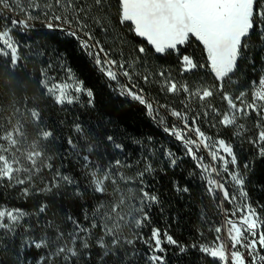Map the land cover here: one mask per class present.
<instances>
[{
    "label": "snow or ice",
    "instance_id": "obj_1",
    "mask_svg": "<svg viewBox=\"0 0 264 264\" xmlns=\"http://www.w3.org/2000/svg\"><path fill=\"white\" fill-rule=\"evenodd\" d=\"M106 7L109 11H105ZM7 13L13 14L10 25ZM0 17H3V21H0V42L3 45L0 46V57L10 58V61H6L8 68L15 70L22 62L19 54L21 45L13 41L10 32L18 29L26 34L39 21L48 30H58L74 40L81 54L106 81V86L116 93L117 98L138 102L154 126L160 127L163 133L179 143V155L165 148L163 157L172 168L178 166L183 157L190 158L199 169V174L192 171L189 175L204 183V192L216 200L215 207L224 217L220 226L208 229L214 233L215 239L211 243L194 242L190 245L192 249L218 261V264H264V213L258 211L264 209V204L258 201L253 204L247 190L252 161L244 163L241 168L233 145L223 138L209 136L198 123L201 121L216 127L208 119L210 111L216 115L221 113L204 102L219 93L228 106L219 123L225 127L235 126L236 137H242L245 130L244 125L237 121L256 114L255 126L260 130L255 138L249 137L247 143L256 151V158H264V124L261 123L264 122V75L259 78L258 86L256 81L251 82V102L246 99L247 89L235 96L225 90L226 82L232 85L237 83L233 75L237 71L238 61L246 59L245 52L251 47L249 41L254 31L264 45V0H118L115 24L127 26L135 37L143 38L146 46H138V51L145 57L148 55L147 46L155 54H179V46L190 45L193 41L202 46L206 53L204 64L195 62L187 54L181 57L182 72L206 68L211 75L213 83L203 82L195 90L190 89L187 83L178 85L165 75L164 70L158 73L161 80H152V73L147 71V67L143 72L137 71V65L141 63L139 57L129 56L126 59L123 51L105 47L109 43L108 33L113 27L108 0H0ZM96 28L100 29L99 33L95 31ZM117 52L119 59L114 58ZM53 69L60 74L59 81L55 75L49 74ZM39 71L38 84L43 94L52 98L56 105L73 104L79 98L77 94L85 95L87 103L93 104L94 92L83 85L65 56L49 54L46 66ZM139 79L144 84L160 83L162 92L176 95L185 93V99L181 101L184 110H175L166 103L150 99L144 88L139 86ZM69 80L71 83H68ZM216 82H219L218 86ZM193 97L198 98L202 111H196L188 103ZM191 112H195V115H190ZM17 113L38 129V133L29 143L20 120L7 129L0 123V188L8 190L19 186L18 196L22 199L35 195L55 198L63 195L66 200L79 197L82 221L87 225L68 211L64 221L70 225L69 230H62L60 225L48 220L42 226L38 222L40 231L37 233L31 224L24 222L30 213L20 209L0 211V230H3L0 247L6 248L2 241L19 232L28 249L38 253L44 250L37 257V264H73V261L81 264V251L89 250L93 244L102 250V262L106 257H113L111 264H136L133 258L140 256L147 264H167L165 245L175 246L178 249L176 255L188 251V245L181 244L167 231L162 236L159 228H153L147 237L139 231L150 222L149 212L159 200L156 194L146 190L148 183L145 175H153L156 171L151 164L146 163L135 177L125 176L120 171L131 165L122 164L119 159L101 170L100 164L88 154L92 151L91 144H85L82 149L78 142L69 137L68 148L64 151L75 157L79 165L77 170L86 180L81 185L71 174L62 173L60 167L52 171L51 161L54 157L45 156L46 149L41 147L40 141L54 142L55 137L53 131L45 130L42 125L41 111L25 105L23 113L17 107L11 115ZM169 116L174 120L170 122ZM7 123L11 125V116ZM74 131L77 134L85 133L79 123L74 126ZM81 138L85 141L90 139L87 134ZM104 139L114 143L118 150L122 149L112 135ZM201 149L207 152L210 162H206L204 155L198 154ZM113 168H116L115 172ZM44 169L51 175L50 180L41 175ZM137 180L141 185L140 195L135 200H129L126 209L125 192L120 185ZM106 182H110V186ZM66 187L73 190L63 191ZM176 191L189 193L190 189L176 186ZM127 192L131 193L132 188H127ZM96 194L105 199L96 201ZM87 196L94 201L91 209L84 203ZM225 203L230 207H224ZM48 207L45 203H39L35 215L46 213ZM222 232L225 234L223 239ZM198 235L203 236V231H198ZM137 241L146 246V253L136 248ZM128 248L132 251L128 252ZM16 255L19 257L18 252ZM26 255H30V252ZM12 264L24 262L18 258Z\"/></svg>",
    "mask_w": 264,
    "mask_h": 264
},
{
    "label": "trees",
    "instance_id": "obj_2",
    "mask_svg": "<svg viewBox=\"0 0 264 264\" xmlns=\"http://www.w3.org/2000/svg\"><path fill=\"white\" fill-rule=\"evenodd\" d=\"M108 5L113 17V27L108 33L109 43L105 47L123 51L126 59L129 56L139 57L141 63L137 65V71L143 72L147 67V71L152 73L150 79L161 80L158 73L164 70L165 75L171 80L177 82L178 85L187 83L192 90L200 87L203 82L213 83L206 68H198L192 72H182L181 70V57L184 54L190 55L199 64L205 63L206 53L203 52L202 46L198 42L193 41L190 45L179 46V54H155L154 50L147 46L148 55L145 57V54L138 51V46H146L143 38L135 37L127 26L115 24L118 0H108ZM105 11H109V8L106 7ZM7 15L10 25L13 14L7 13ZM0 21H3V17H0ZM95 31L99 33L100 29L96 28ZM12 34L16 42L21 45L19 54L22 56V62L13 70L6 66V61H10V58L0 57V123H3L5 129L20 120L30 143L36 138L38 129L26 122L19 113L11 114L15 113L17 107L23 113L25 105L27 108H38L41 111L42 125L45 130L53 131L55 137L54 142L40 141L41 147L46 149L45 156L52 155L54 157L51 161L52 171L54 172L57 167H60L62 173L71 174L81 182V185L86 183V180L77 170L79 165L75 157L64 151L68 148L67 139L69 137L74 142H78L82 149L85 144H91L92 151L88 154L100 164L101 170L107 168L109 163H114L119 159L122 164L131 165V167L121 168L120 171L125 176L135 177L139 171L144 169L146 163L151 164L156 171L153 175H145V180L148 183L146 190L150 194H156L159 200L149 212L150 222L139 231H142L143 235L147 237L153 228H159L162 236L167 231L181 244L189 246L185 254L176 255L178 249L175 246L165 245L167 264H218V261L190 247L197 241L211 243L215 239V235L208 229L220 226L224 217L215 207L216 200L204 192V183L189 175L192 171L199 174V169L190 158L183 157L178 162V166L172 168L163 157L165 148L173 150L179 155L181 151L179 143L163 133L160 127L154 126L144 107L138 102L117 98L116 93L106 86V81L81 54L76 42L66 37L62 32L48 30L37 21L35 27L29 29L26 34L20 33L18 29L12 31ZM249 42L251 47L245 52L246 59L238 61L237 71L233 75V79L237 83L232 85L226 82L225 90L235 96L239 91L247 89L246 99L251 102V82L256 81L258 86L259 78L264 75V45L255 31ZM133 45L137 47L134 48ZM0 46H3L2 42H0ZM40 53H44V55L41 56ZM49 54L66 57L79 80L86 88L94 92L92 105H89L87 97L82 95L73 104L58 106L52 98L43 94V90L38 84L41 75L39 70L46 66ZM114 58L119 59L118 52ZM138 82L150 99L158 100L161 104L166 103L175 110H184L181 101L185 99V93L181 92L179 95L166 93L161 91L160 83L144 84L142 79H139ZM216 83L218 86L219 82ZM188 103L196 111H202L198 98L193 97ZM204 103L211 104L219 110L221 115H216L209 110L208 119L214 122L216 127L213 128L208 123L198 121L202 130L214 139L223 138L232 144L241 168L244 163L252 161L247 190L253 204L257 201L264 204V158H256V151L252 145L247 143V139L255 138L260 130L255 126L256 114L252 113L249 117H243L237 121L245 128L242 137L238 138L234 135L237 131L235 126L225 127L219 123L222 114L228 111L227 102L220 98V94L217 93L214 97L208 98ZM190 115H195V112H191ZM9 116H11V125L7 123ZM168 120L171 122L174 118L169 116ZM201 120H203V116ZM77 123L83 127L85 133H75L74 126ZM261 123L264 124V122ZM83 134H87L90 139L83 140L81 138ZM107 135H112L115 143L122 145V149L118 150L114 143L107 142L104 139ZM242 140L243 143H241ZM161 145L164 147L162 148ZM198 154L204 155L206 162H210L205 150L201 149ZM112 171L115 172L116 168H113ZM41 175L46 180L51 179L47 169H44ZM213 175L215 176V174ZM106 185L110 186V182H106ZM120 186L125 192V208L127 209L128 201L135 200L140 195L141 185L137 180L127 185L121 183ZM176 186H187L190 191L189 193H179L176 191ZM127 188H132V192H127ZM72 190V187H66L63 191ZM18 192L19 186L8 190L0 188V211L8 208L30 213L31 215L26 216L24 222L31 224L37 233L40 231L37 226L38 222L42 226L48 220L60 225L62 230H69L70 225L64 221V215L68 211H71L78 220L82 221V203L79 197L66 200L63 195L59 198L35 195L28 199H22L18 196ZM102 199L105 197L96 194V201ZM39 203H45L49 207L46 213L36 216ZM84 203L91 209L94 203L93 198L87 196ZM224 207H230V205L225 203ZM258 211L264 213V209H258ZM82 223L87 225V222L82 221ZM49 231L51 232V230ZM198 231H203L204 235L199 236ZM0 235H3V230H0ZM2 243L7 247H0V264H12V261L18 258L24 264H37V257L44 252L43 249L39 253L28 249L23 244L19 232L11 238L4 239ZM136 248L141 253L148 251L146 246L140 244L139 241H137ZM101 251L100 247L95 244L89 250H82L79 258L81 264H111L112 256L104 258V262L100 260ZM127 251L131 252L132 249L128 248ZM17 252L19 257L16 255ZM27 252H30V255H26ZM133 259L136 264H147L143 256Z\"/></svg>",
    "mask_w": 264,
    "mask_h": 264
},
{
    "label": "rangeland",
    "instance_id": "obj_3",
    "mask_svg": "<svg viewBox=\"0 0 264 264\" xmlns=\"http://www.w3.org/2000/svg\"><path fill=\"white\" fill-rule=\"evenodd\" d=\"M10 36L12 37V39H13V41H15L16 42V40L14 39V36H13V34H12V32H10ZM50 75H55L56 76V80H60V74L59 73H57L56 71H55V69L52 71V72H50L49 73ZM68 83H71V81L69 80L68 81ZM77 95H79V98L78 99H75L74 100V102H76V101H78L80 98H81V96L83 95V94H77ZM65 104H67V103H65ZM191 134V133H190ZM194 138V137H193ZM7 210H10V209H8V208H4V209H2L1 211H7ZM5 222H7V220L5 221ZM224 233L222 232V237L224 238Z\"/></svg>",
    "mask_w": 264,
    "mask_h": 264
}]
</instances>
